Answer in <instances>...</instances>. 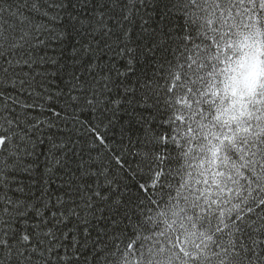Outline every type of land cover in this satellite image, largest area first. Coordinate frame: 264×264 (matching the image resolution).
Returning <instances> with one entry per match:
<instances>
[{
  "label": "snow or ice",
  "instance_id": "obj_1",
  "mask_svg": "<svg viewBox=\"0 0 264 264\" xmlns=\"http://www.w3.org/2000/svg\"><path fill=\"white\" fill-rule=\"evenodd\" d=\"M253 71L264 103V0H0V264L139 247L146 214L192 178L190 115L221 129L216 167L186 189L210 259L264 264V133L232 135Z\"/></svg>",
  "mask_w": 264,
  "mask_h": 264
},
{
  "label": "trees",
  "instance_id": "obj_2",
  "mask_svg": "<svg viewBox=\"0 0 264 264\" xmlns=\"http://www.w3.org/2000/svg\"><path fill=\"white\" fill-rule=\"evenodd\" d=\"M204 19L207 17H201L197 23ZM238 28L239 25L233 27L235 40H240L245 36V31L237 30ZM257 75L250 77L246 86L247 94L240 98L238 104L239 119L234 123L239 130L232 133L238 139L245 136L248 139L254 138L243 127L248 121H260V125L254 131L264 133V103L257 101L253 95L256 90ZM193 86L195 87V85ZM203 99L201 97L202 101ZM189 118L194 121V127L201 129L194 137L196 145L193 146L189 143V151L186 153L188 160L191 161L192 178L189 179V173L186 170L181 174L179 180L173 183L172 197L164 195L160 206L154 207L150 214H146L143 221L144 227L136 237L139 247L135 250L129 247L127 255L121 257L117 264H216L214 259H210V246L213 243L209 235L210 225L207 223V218L200 214L186 189L190 184L194 186L197 180H205L202 170L216 167V160L208 149L210 138L221 129L218 125L201 128L199 120L191 115ZM212 123L215 124V121ZM228 142L231 143V139ZM217 143L222 145L223 141ZM244 155L247 156V153ZM221 163L228 166V160L223 155H221ZM243 166V157L240 158V163L233 161L231 167L236 176L241 175L240 169Z\"/></svg>",
  "mask_w": 264,
  "mask_h": 264
},
{
  "label": "rangeland",
  "instance_id": "obj_3",
  "mask_svg": "<svg viewBox=\"0 0 264 264\" xmlns=\"http://www.w3.org/2000/svg\"><path fill=\"white\" fill-rule=\"evenodd\" d=\"M256 72L255 71H253L251 74H250V77H253L254 75L256 76Z\"/></svg>",
  "mask_w": 264,
  "mask_h": 264
}]
</instances>
